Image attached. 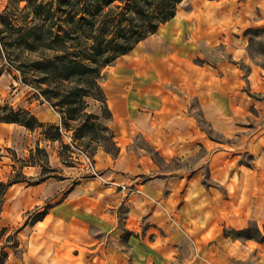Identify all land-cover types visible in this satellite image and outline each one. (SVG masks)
Returning a JSON list of instances; mask_svg holds the SVG:
<instances>
[{"label": "crops", "instance_id": "1", "mask_svg": "<svg viewBox=\"0 0 264 264\" xmlns=\"http://www.w3.org/2000/svg\"><path fill=\"white\" fill-rule=\"evenodd\" d=\"M183 2L100 83L117 153L98 149L99 178L50 201L6 264H264V242L232 235L264 234V68L244 33L264 23H228L234 0ZM35 107L39 122L60 126L52 108ZM14 127L27 131L0 123V139ZM58 190L50 179L14 183L5 205L20 217Z\"/></svg>", "mask_w": 264, "mask_h": 264}, {"label": "trees", "instance_id": "2", "mask_svg": "<svg viewBox=\"0 0 264 264\" xmlns=\"http://www.w3.org/2000/svg\"><path fill=\"white\" fill-rule=\"evenodd\" d=\"M182 1L8 0L0 12V60L3 54L8 56L23 82L30 76L42 101L59 108L66 130L68 121L78 122L79 132L99 127L102 117L85 109L86 99L92 98L101 103L106 120L110 117L100 85L102 70L173 18ZM0 123L16 124L28 131L41 129L45 135L54 130L49 140L59 138L57 125L43 124L29 110L7 103L0 102ZM112 149L115 151L104 150L115 155L113 141ZM21 181L0 182V201L10 185ZM41 219L36 217L32 224ZM232 235L264 242V234L255 225Z\"/></svg>", "mask_w": 264, "mask_h": 264}, {"label": "rangeland", "instance_id": "3", "mask_svg": "<svg viewBox=\"0 0 264 264\" xmlns=\"http://www.w3.org/2000/svg\"><path fill=\"white\" fill-rule=\"evenodd\" d=\"M183 1L190 7L193 0ZM218 1L221 0H206L207 3L214 4H217ZM234 1L237 2L235 7L224 6V11H222L224 16L228 18V23H264V0H252L254 3L256 2V6L249 5L250 0ZM7 3L8 0H0V12L4 10ZM23 5L24 3H21L20 7H23ZM255 29H257L256 32ZM244 33L248 34L247 48L250 56L256 64L264 68L263 28H250ZM120 60V57L115 59L102 70V79L106 76L105 73L111 67L116 66ZM13 63L8 56L2 55L0 60V102L10 104L16 108L22 107L29 111L30 108L35 110V106L42 103L52 108L50 104L42 101V98L38 96L39 90L35 84L30 83V76H26L27 81L23 82V76L16 69V64ZM36 96H38V100ZM86 102L85 111L87 113L94 114V111L101 107L99 116L102 117V120L99 127H87L79 132L76 127L78 122L68 121L69 130H66L60 124L58 126L60 128L59 138L54 141L49 140V137H52L55 133L54 130H49L45 135L46 131L44 133L41 129L24 131L23 128L14 127V130L10 133V137L13 139L12 146H5V143L11 140L10 137H8V140L7 137L0 139V178L2 179L0 182L6 183L10 179H22L23 181L18 183L25 186H35L45 179H50V181L59 185L61 189L54 192L42 206L24 212L20 217H13L14 213H11V211L15 208L12 205L6 207L5 203L8 201V196L5 193L0 201V264H6L11 255L20 256L22 254L28 229L32 226V222L36 217L42 216V219L44 218L50 201L61 199L65 192L72 189L80 180H89L93 177L99 178L98 171L95 170L93 164V154L98 149L105 151V147H108L109 151H115L112 149V134L109 128L107 130L106 127V122L109 119L106 120V115H102L101 103L92 98H87ZM25 106H28V108ZM52 109L59 114V108ZM203 127L206 128L204 125ZM81 151L89 156L93 169L97 171L98 176H94L91 169L87 167V163L79 155ZM153 155L154 153L151 155L152 158H155ZM247 157H243L245 161L248 159ZM170 164L175 167L183 166V163L176 161H172ZM118 188L128 193L133 191L132 188L127 186L122 188L120 185ZM4 210L6 214H3Z\"/></svg>", "mask_w": 264, "mask_h": 264}, {"label": "built area", "instance_id": "4", "mask_svg": "<svg viewBox=\"0 0 264 264\" xmlns=\"http://www.w3.org/2000/svg\"><path fill=\"white\" fill-rule=\"evenodd\" d=\"M79 155L84 159V161L87 163V167L91 169L92 174L94 176H98V174L96 173V171L93 169L91 160L89 158V156L87 154H85L84 152H79ZM122 188H125V186H122Z\"/></svg>", "mask_w": 264, "mask_h": 264}]
</instances>
